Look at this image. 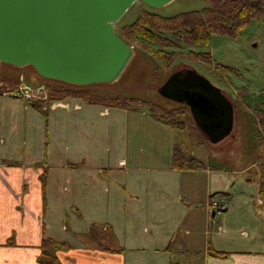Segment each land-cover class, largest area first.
Wrapping results in <instances>:
<instances>
[{
  "label": "crops",
  "instance_id": "crops-1",
  "mask_svg": "<svg viewBox=\"0 0 264 264\" xmlns=\"http://www.w3.org/2000/svg\"><path fill=\"white\" fill-rule=\"evenodd\" d=\"M17 86L0 93V264H42L44 239L49 264H264V238L207 240L232 197L220 170L173 167L182 130L80 98L40 110Z\"/></svg>",
  "mask_w": 264,
  "mask_h": 264
},
{
  "label": "rangeland",
  "instance_id": "rangeland-1",
  "mask_svg": "<svg viewBox=\"0 0 264 264\" xmlns=\"http://www.w3.org/2000/svg\"><path fill=\"white\" fill-rule=\"evenodd\" d=\"M208 5L207 0H171L164 5L152 7L142 1H136L114 23V27L120 35L121 28L136 21L144 10L162 16H175L191 10H200ZM129 44L132 46L133 55L120 77L113 82L89 85L91 94L134 97L141 102L143 100L146 103L158 105L162 109H179L188 105L163 96L159 90L175 72L187 69L195 70L221 89L234 109L231 134L213 143L198 126L188 106L185 110L189 114L180 113L177 118L185 120L190 115L204 143L200 145L192 143L186 130L177 131V141L184 144L188 153L193 151V155L201 159L207 167L220 170L225 176V190L229 191L232 197L231 202L228 200L230 207L227 212L221 211L215 219L211 218L209 226L211 236L207 238L210 244H212V234L215 231L217 235V230L223 234L222 242L225 240L231 242L229 246L242 247L252 239L264 238V195H261L259 191L260 165L264 159V126L262 124L264 115L256 110H264V18L255 19L246 24L241 35L236 38L213 34L211 45H182L180 50L205 52L209 54L210 60L208 58L193 60L184 55L178 57L169 68L154 54L136 43ZM204 56L202 58H205ZM224 67L229 69L224 70ZM6 75L19 76V82L16 85L24 83V86H29L31 89L43 90V98L46 99L34 100L44 103L46 110L50 109L55 101H59H48L52 88L65 87L74 91L79 90L78 85H68L44 78L28 65L17 68L0 62V88H5L2 81ZM142 107L143 103L139 109H133V111L148 112V108ZM212 197V204L215 201L221 204L224 200L226 201L225 195L217 194ZM229 235L231 239L228 238Z\"/></svg>",
  "mask_w": 264,
  "mask_h": 264
},
{
  "label": "water",
  "instance_id": "water-1",
  "mask_svg": "<svg viewBox=\"0 0 264 264\" xmlns=\"http://www.w3.org/2000/svg\"><path fill=\"white\" fill-rule=\"evenodd\" d=\"M136 1L157 7L171 0H0V62L31 65L45 78L73 85L113 82L133 55L114 23ZM190 73L172 75L159 91L189 105L217 143L233 130V106L206 77ZM212 119L222 132L210 131L206 121Z\"/></svg>",
  "mask_w": 264,
  "mask_h": 264
},
{
  "label": "trees",
  "instance_id": "trees-1",
  "mask_svg": "<svg viewBox=\"0 0 264 264\" xmlns=\"http://www.w3.org/2000/svg\"><path fill=\"white\" fill-rule=\"evenodd\" d=\"M209 5L200 10H191L180 13L175 16H162L147 10L140 13L139 17L131 24L124 25L121 28L120 35L131 44L146 49L154 54L166 67H171L174 61L184 56L197 60H210L209 54L205 52H197L194 50H180L182 45L203 46L211 45L212 35H227L236 38L241 35L244 26L251 21L259 18H264V0H207ZM206 55V57L204 56ZM205 58H202V57ZM4 63V62H2ZM7 64V63H4ZM12 67L20 68L8 64ZM36 72L37 70L31 66ZM228 70V67H224ZM45 78V77H44ZM5 88H0V93L3 89L12 90L19 82V76L6 75L3 77ZM55 80V79H54ZM59 81V80H57ZM64 84L72 85L63 81ZM77 86V85H75ZM79 90L74 91L65 87H54L50 90V102L61 100L66 97H79L87 103L106 104L111 107L125 109H139L141 103L142 108H148V112L153 116L166 123L167 125L178 130H186L190 140L194 144H203L204 140L195 127L190 115L185 120H179L178 114H189L185 110L188 106L180 107L179 109H162L158 105L142 102L134 97H121L109 95H92L88 86H79ZM139 105H136V104ZM33 104L40 110L44 109V103L34 101ZM190 107V106H189ZM191 110V108H190ZM261 115H264V110L256 109ZM192 112V111H191ZM264 117V116H263ZM264 126V121L262 120ZM173 167L177 169H206L205 163L190 155L180 144L175 145L173 152ZM261 178H260V194L264 195V159L261 162ZM45 175H43L44 178ZM55 245L52 240L44 239L42 243L43 253L41 256L42 264L52 263L53 260L45 261L49 254L47 248ZM210 253L215 256H225L227 253L218 251L210 246Z\"/></svg>",
  "mask_w": 264,
  "mask_h": 264
},
{
  "label": "built area",
  "instance_id": "built-area-1",
  "mask_svg": "<svg viewBox=\"0 0 264 264\" xmlns=\"http://www.w3.org/2000/svg\"><path fill=\"white\" fill-rule=\"evenodd\" d=\"M34 89V88H33ZM31 88H29V86H24V83H21L17 86L16 90H14V92H16V94L19 97H22L26 100H29L30 102H34V99H40L42 100L43 95H44V91L43 90H33ZM3 93L6 92H11L9 89H3L2 90ZM13 92V93H14ZM46 98H43V100ZM213 206L217 209V210H222L227 206V202L224 200V202L221 204L220 202L215 201L213 203Z\"/></svg>",
  "mask_w": 264,
  "mask_h": 264
},
{
  "label": "flooded vegetation",
  "instance_id": "flooded-vegetation-1",
  "mask_svg": "<svg viewBox=\"0 0 264 264\" xmlns=\"http://www.w3.org/2000/svg\"><path fill=\"white\" fill-rule=\"evenodd\" d=\"M178 75V76H182V77H185V76H189L191 73H190V69H187V70H180V71H177L175 72L173 75ZM175 101V100H174ZM178 102V101H177ZM179 103H182V102H179ZM186 104V103H185ZM191 108V107H190ZM213 119L212 120H207L206 121V125L208 126V128L210 129V131L215 134V133H220L224 130V128H217V126L214 124L216 122V120H214L213 122ZM219 129V130H218Z\"/></svg>",
  "mask_w": 264,
  "mask_h": 264
}]
</instances>
